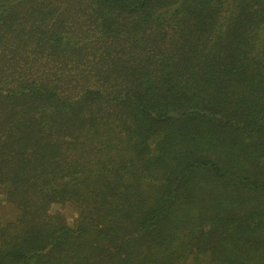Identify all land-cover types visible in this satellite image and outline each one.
I'll return each mask as SVG.
<instances>
[{"label":"trees","instance_id":"16d2710c","mask_svg":"<svg viewBox=\"0 0 264 264\" xmlns=\"http://www.w3.org/2000/svg\"><path fill=\"white\" fill-rule=\"evenodd\" d=\"M0 264H264V0H0Z\"/></svg>","mask_w":264,"mask_h":264},{"label":"rangeland","instance_id":"374dc122","mask_svg":"<svg viewBox=\"0 0 264 264\" xmlns=\"http://www.w3.org/2000/svg\"><path fill=\"white\" fill-rule=\"evenodd\" d=\"M63 213H65V215L67 216H71L73 214V212H71L70 210H66Z\"/></svg>","mask_w":264,"mask_h":264}]
</instances>
